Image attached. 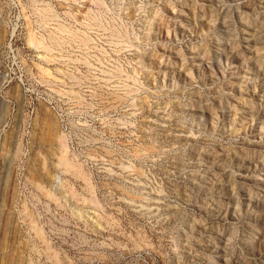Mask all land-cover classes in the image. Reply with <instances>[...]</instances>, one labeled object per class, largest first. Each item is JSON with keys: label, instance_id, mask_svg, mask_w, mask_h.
<instances>
[{"label": "rangeland", "instance_id": "rangeland-1", "mask_svg": "<svg viewBox=\"0 0 264 264\" xmlns=\"http://www.w3.org/2000/svg\"><path fill=\"white\" fill-rule=\"evenodd\" d=\"M0 264H264V0H0Z\"/></svg>", "mask_w": 264, "mask_h": 264}]
</instances>
